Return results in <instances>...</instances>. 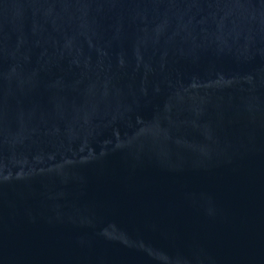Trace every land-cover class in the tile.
<instances>
[{"label":"water","instance_id":"water-1","mask_svg":"<svg viewBox=\"0 0 264 264\" xmlns=\"http://www.w3.org/2000/svg\"><path fill=\"white\" fill-rule=\"evenodd\" d=\"M0 264H264V0H0Z\"/></svg>","mask_w":264,"mask_h":264}]
</instances>
